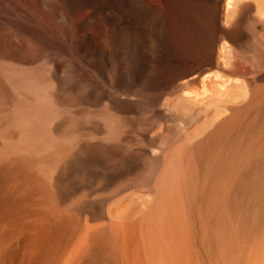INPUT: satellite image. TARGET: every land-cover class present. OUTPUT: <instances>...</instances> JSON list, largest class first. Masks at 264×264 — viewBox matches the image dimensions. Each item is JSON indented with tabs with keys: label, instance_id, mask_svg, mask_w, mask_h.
Wrapping results in <instances>:
<instances>
[{
	"label": "bare ground",
	"instance_id": "1",
	"mask_svg": "<svg viewBox=\"0 0 264 264\" xmlns=\"http://www.w3.org/2000/svg\"><path fill=\"white\" fill-rule=\"evenodd\" d=\"M0 264H264V0H0Z\"/></svg>",
	"mask_w": 264,
	"mask_h": 264
},
{
	"label": "rangeland",
	"instance_id": "2",
	"mask_svg": "<svg viewBox=\"0 0 264 264\" xmlns=\"http://www.w3.org/2000/svg\"><path fill=\"white\" fill-rule=\"evenodd\" d=\"M154 2H156V0H153ZM98 19H99V21H98ZM98 21V23H96ZM101 21H102V23H101ZM94 22V23H93ZM92 23H93V25L91 24V29H92V26H94L93 27V30H91L90 31V33L92 34V36H93V34L94 35H96L95 37H100L101 38V36L104 38V36H103V34H100L101 32L102 33H104V26L102 25L103 24V19L101 18H97L96 20H94ZM95 24V25H94ZM8 25H5V26H3V30H2V33L5 35V36H13V38L16 40V42H19V43H21V42H25V41H27V37L25 36L24 37V35H22V37L20 36V34L18 35V34H16L15 32H13V31H16L15 30V28H11V26H8ZM100 26H101V28H100ZM10 27V28H9ZM8 28V29H7ZM13 30V31H12ZM98 30H99V35H98ZM101 30V31H100ZM17 32V31H16ZM12 34V35H11ZM14 34H15V36H14ZM19 36V38L17 37V36ZM101 35V36H100ZM95 37L93 36V38L95 39ZM26 38V39H25ZM103 38H101V39H103ZM25 39V40H24ZM97 39H99V38H97ZM23 40V41H22ZM28 43V44H27ZM25 44H27V45H29L30 44V42L28 41V42H26ZM128 48H130V45L128 44Z\"/></svg>",
	"mask_w": 264,
	"mask_h": 264
}]
</instances>
